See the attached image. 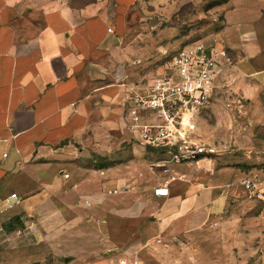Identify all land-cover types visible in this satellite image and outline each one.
<instances>
[{
  "label": "crops",
  "instance_id": "crops-1",
  "mask_svg": "<svg viewBox=\"0 0 264 264\" xmlns=\"http://www.w3.org/2000/svg\"><path fill=\"white\" fill-rule=\"evenodd\" d=\"M110 27L106 17H84L71 7L0 0V264H39L36 255L52 253L63 264H121V258L132 264L136 254L141 264H237L236 256L252 254L264 264V243L255 247L237 229L238 211L253 208L237 184L264 170L214 156L175 165L189 169L170 168L176 180L166 184L169 173L150 168L159 153L124 146L130 131L121 101L132 58ZM92 185L96 197L83 199ZM161 186L168 195L155 194ZM12 193L21 202L7 209ZM87 199L98 202L89 214L82 211ZM257 210L264 216V205ZM219 221L226 232L204 231ZM73 229L91 242L74 259L63 250ZM254 229L248 234L258 241ZM103 244L113 253L101 260ZM218 255L230 259L212 258Z\"/></svg>",
  "mask_w": 264,
  "mask_h": 264
},
{
  "label": "rangeland",
  "instance_id": "rangeland-1",
  "mask_svg": "<svg viewBox=\"0 0 264 264\" xmlns=\"http://www.w3.org/2000/svg\"><path fill=\"white\" fill-rule=\"evenodd\" d=\"M37 3L71 7L82 11L84 17L99 15L106 17L114 30L115 39L125 45V49H130L132 59L126 80H130L131 85L146 86L154 78L165 75L172 55L180 47L197 41L209 43L213 42L215 37L221 38L227 47L231 62L224 68L215 97L196 118L198 134L207 142L226 146V150L215 158L222 157L244 169L264 170V80L260 82L258 78L264 73V0H34V4ZM229 75L232 77V82L223 88L221 85L224 80L227 78L226 80L230 81ZM118 77L120 80L124 76L119 74ZM255 81L260 82V88H251V84L254 87ZM126 129L127 132L130 131L128 127ZM128 133L129 142L124 146H130L127 143L132 144V142L135 143L134 145L142 146L140 140L132 136L131 131ZM129 154L127 152L122 156L126 158ZM108 162L110 161L106 159H98L95 164L104 165ZM116 162L118 161H111V163ZM175 165L178 164L171 165V172L189 169L185 165ZM124 168L122 166L120 169ZM158 171L163 170L158 168ZM162 174L167 175L164 172H161ZM260 174H264V171ZM152 178L155 180V175L151 176ZM241 178L240 174L235 182ZM132 182L133 180L126 184L130 190L134 186ZM237 185L231 189L238 188ZM92 186L84 187L87 196L83 199L88 196L96 197L93 195L96 193L94 188L96 184ZM106 191L109 189L106 188ZM240 199L249 200V204L253 201L250 204L253 208L238 211L243 219L238 220L241 223L237 225V229H243L245 232L243 235L252 237L250 243L260 249L264 243V239L262 240L264 216L258 214L260 209L259 211L257 209L264 205V201L253 199L245 192H242ZM90 200L93 206L86 205V210L82 209L85 214H89L91 209L97 207L98 202ZM252 211L257 212L258 215H252ZM220 221L225 222L222 218ZM220 221L207 225L204 231L213 234L226 232L227 225ZM94 223L97 224L96 221ZM254 228L258 230V241L255 240L254 235L248 234L256 233ZM85 229L90 231V225L87 224ZM234 229L235 225H230L229 230ZM75 231L74 229L68 231L64 235L66 240L63 243V250L68 252V255H72L70 257L73 259L77 257V253L88 251L91 245L84 233ZM178 245L181 251L187 248ZM216 246L220 247V243ZM107 249L106 245L101 246L99 259H105L113 253L107 252ZM120 251L115 249L114 255L121 253ZM212 258L217 261L230 259L219 255ZM235 258L238 260L237 264H263L258 254ZM35 260L36 262L40 260L39 264L64 262L53 253L45 257L36 255ZM87 264H90L89 261Z\"/></svg>",
  "mask_w": 264,
  "mask_h": 264
},
{
  "label": "built area",
  "instance_id": "built-area-1",
  "mask_svg": "<svg viewBox=\"0 0 264 264\" xmlns=\"http://www.w3.org/2000/svg\"><path fill=\"white\" fill-rule=\"evenodd\" d=\"M112 30L110 27L109 31ZM230 62L221 38L215 37L209 43L197 41L180 47L172 55L165 75L154 78L146 86H124L121 103L126 126L142 146H150L162 156L150 164L152 170L162 168L169 173V165L210 159L226 150L224 144L210 143L200 137L196 118L215 97L224 68ZM229 76L230 81L226 78L223 88L232 82ZM174 180L176 176L170 175L166 184ZM239 185L248 196L264 201V174L246 176ZM111 192L119 190L115 188ZM155 194L166 196L169 188L157 187ZM20 202L18 194L12 193L5 199V208H13ZM86 205L92 206V201L87 199ZM120 263L127 264V259L121 258ZM131 263L141 264L137 254Z\"/></svg>",
  "mask_w": 264,
  "mask_h": 264
},
{
  "label": "water",
  "instance_id": "water-1",
  "mask_svg": "<svg viewBox=\"0 0 264 264\" xmlns=\"http://www.w3.org/2000/svg\"><path fill=\"white\" fill-rule=\"evenodd\" d=\"M148 149H152V147L149 146Z\"/></svg>",
  "mask_w": 264,
  "mask_h": 264
}]
</instances>
